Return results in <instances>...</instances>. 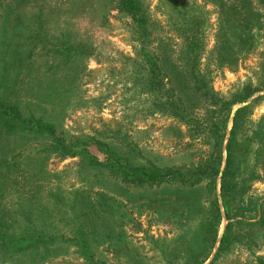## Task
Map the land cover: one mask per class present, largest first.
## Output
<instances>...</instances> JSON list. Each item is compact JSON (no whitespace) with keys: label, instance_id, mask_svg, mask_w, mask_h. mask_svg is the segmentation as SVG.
Masks as SVG:
<instances>
[{"label":"rangeland","instance_id":"rangeland-1","mask_svg":"<svg viewBox=\"0 0 264 264\" xmlns=\"http://www.w3.org/2000/svg\"><path fill=\"white\" fill-rule=\"evenodd\" d=\"M114 1L24 2L20 12L27 20L21 29H14L21 33L20 41L39 31L31 29V19L40 13L47 43L31 51L28 71L18 77L22 82L14 101L19 110L42 118L66 139L94 137L115 149H132L140 160L156 167L205 160L211 152L208 137L194 136L179 120L151 112L149 91L138 76L144 70V47ZM141 1L150 38L160 51H176L180 41L175 34L182 29H174L175 0ZM177 1L198 18L199 64L209 73L212 90L221 96L243 86L255 91L243 104L250 103V108L234 147L236 185L230 210L240 217L234 218L228 231L230 244L213 264H257V259L264 261V226L258 223L264 219V6L243 2L253 16L249 28L240 29L225 15L240 0ZM61 41L67 43V51L54 48ZM145 45L149 54V35ZM19 50L24 59L27 47ZM238 107H232L230 116ZM229 124L230 120L225 134ZM0 138L1 154L12 157L11 170L16 172L5 178L10 183L4 185L3 194L14 201L17 191H31L32 199L23 200L22 206L37 231L54 238V244L45 247L11 255L0 252V264H84L72 245L78 233L92 256L106 264H162V255L181 264L206 245L204 229L214 195L220 203L218 179L215 191L208 180L191 188L138 187L78 158L36 152L42 143L36 137L4 134ZM20 172L26 173L24 178ZM225 225L221 219L218 238ZM214 250L215 246L204 264Z\"/></svg>","mask_w":264,"mask_h":264},{"label":"trees","instance_id":"trees-1","mask_svg":"<svg viewBox=\"0 0 264 264\" xmlns=\"http://www.w3.org/2000/svg\"><path fill=\"white\" fill-rule=\"evenodd\" d=\"M25 1L27 0H0V137L4 134L36 137L42 142L38 149H34L36 152L54 154L60 159L78 158L83 164L97 166L121 182L138 187L177 184L191 188L208 180L210 190L215 191L216 179H218L220 203H217L214 195L204 229L203 239L206 245L196 255L191 254L180 261L181 264H204L215 246L212 258L207 263L213 264L230 244L231 237L228 231L235 222L234 218L240 217L235 213L231 214L230 210L236 185L237 164L233 160L234 147L236 136L250 108V103L243 104L255 91L243 86L228 96H221L212 90L209 73L201 69L199 64L202 44L198 18L190 15L181 2L175 0L173 5L177 18L174 29H182L175 34L180 46L176 51L168 53L160 51L153 37L150 38L151 34L150 32L148 34L147 30L148 18L142 1L115 0V9L130 19L136 40L137 38L141 40L144 48L148 45H145V39L149 35V54L142 48L144 70L139 71L138 76L143 77L145 90L149 91L151 112L179 120L194 136L208 137L212 142L211 152L205 160L193 165L156 167L148 161L140 160L132 149L126 147L122 150L115 149L94 137H85L84 140L66 139L42 118H35L30 112L27 115L22 114L14 101L22 82L18 77L22 75V71H28L31 51L39 44H41L39 48L43 49V42H46L45 39L43 41L40 13L35 19H31L33 23L31 29H39V31H32L24 36L26 43L20 41L21 33L14 30L21 29L22 23L27 20L20 12ZM245 1L247 0H240L230 5L225 14L231 17L232 23L237 24L240 29H248L252 23L250 20L253 16L252 12L249 13L250 9L242 4ZM252 1L256 6H264V0ZM5 29L11 31L7 32ZM152 42L154 45H151ZM23 46L27 47V54L21 59L23 51L19 49ZM67 46L66 42L61 41L54 45V48L67 51ZM234 105L239 107L230 116ZM228 120H230L229 130L225 134ZM225 138L223 148L225 155L222 160V144ZM11 160L12 157L8 159L3 157L0 150V252L4 255L45 247L49 242L54 241L53 237L37 231L28 216V209L22 206L23 200L32 199L31 191H17L18 195L14 193L16 195L14 201L7 199L9 194L6 197L3 194L4 185L10 183L5 178L9 176L11 179V174L16 173L11 170L13 167ZM20 174L23 178L26 175L22 172ZM3 179L7 182L4 183ZM221 219L226 225L218 238L217 228ZM258 223L264 226V219H260ZM55 238L61 239V237ZM73 240L75 242L72 245L80 253L84 264H106L92 256L85 238L80 233ZM162 264L176 263L162 255ZM257 264H264V261L257 259Z\"/></svg>","mask_w":264,"mask_h":264}]
</instances>
